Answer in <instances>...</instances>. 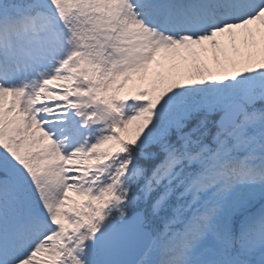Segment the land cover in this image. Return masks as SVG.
<instances>
[{"label":"snow or ice","instance_id":"6c2138e0","mask_svg":"<svg viewBox=\"0 0 264 264\" xmlns=\"http://www.w3.org/2000/svg\"><path fill=\"white\" fill-rule=\"evenodd\" d=\"M0 264H264V0H0Z\"/></svg>","mask_w":264,"mask_h":264}]
</instances>
